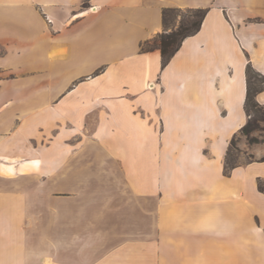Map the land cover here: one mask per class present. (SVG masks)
Wrapping results in <instances>:
<instances>
[{
    "label": "crops",
    "instance_id": "0c3cea01",
    "mask_svg": "<svg viewBox=\"0 0 264 264\" xmlns=\"http://www.w3.org/2000/svg\"><path fill=\"white\" fill-rule=\"evenodd\" d=\"M164 8L208 12L162 68ZM248 63L264 0H0V264H264Z\"/></svg>",
    "mask_w": 264,
    "mask_h": 264
},
{
    "label": "trees",
    "instance_id": "16d2710c",
    "mask_svg": "<svg viewBox=\"0 0 264 264\" xmlns=\"http://www.w3.org/2000/svg\"><path fill=\"white\" fill-rule=\"evenodd\" d=\"M207 12L208 8H186L184 10L164 8L162 10V23L165 29L171 30L159 33L153 39L142 42L140 51L149 52L158 49L161 55V67L164 68L179 50L183 40L200 30ZM177 18H179L177 25L171 27V24ZM245 74L247 87L244 110L248 119L229 141L223 162L224 175H229L231 170L240 164L231 155L232 149L239 151L237 141L240 136L245 137L248 145L264 142L252 136L253 132L259 130V123L264 122V106L260 105L255 99L256 94L264 90V76L254 71L249 63L246 66ZM257 187L260 192H264L263 182L259 181Z\"/></svg>",
    "mask_w": 264,
    "mask_h": 264
},
{
    "label": "rangeland",
    "instance_id": "374dc122",
    "mask_svg": "<svg viewBox=\"0 0 264 264\" xmlns=\"http://www.w3.org/2000/svg\"><path fill=\"white\" fill-rule=\"evenodd\" d=\"M181 9V8H179ZM184 10V9H181ZM179 18H177L175 21H173L172 25H177ZM170 27V28H171ZM252 136L259 139L260 141H264V122L259 123V130L252 133ZM248 146L245 137L240 136V138L237 141V147L239 151L232 149L231 155L234 160L241 163L247 160V156L245 155L244 149ZM264 188V183H263Z\"/></svg>",
    "mask_w": 264,
    "mask_h": 264
}]
</instances>
